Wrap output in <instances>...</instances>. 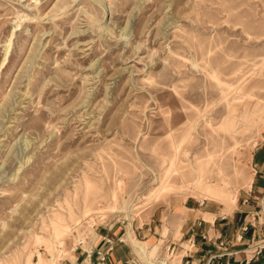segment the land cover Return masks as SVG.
Wrapping results in <instances>:
<instances>
[{"label":"rangeland","instance_id":"obj_1","mask_svg":"<svg viewBox=\"0 0 264 264\" xmlns=\"http://www.w3.org/2000/svg\"><path fill=\"white\" fill-rule=\"evenodd\" d=\"M263 139L264 0H0V264L173 193L230 207Z\"/></svg>","mask_w":264,"mask_h":264},{"label":"crops","instance_id":"obj_2","mask_svg":"<svg viewBox=\"0 0 264 264\" xmlns=\"http://www.w3.org/2000/svg\"><path fill=\"white\" fill-rule=\"evenodd\" d=\"M252 166L251 186L242 188L230 207H225L216 199L170 194L167 201L155 206L150 218L141 224L129 226L113 222L98 227L90 241L84 246L79 244L73 257L66 258L60 264H96L93 250L96 247H106L102 238L110 237L115 240L120 236L125 240L115 242L104 264H147L146 246L139 241L154 238L174 242L178 251L183 250L181 245L186 246L188 238H194L192 251L188 256L182 257V261L187 259L188 264H205L209 254L218 252V237L223 238L228 248L235 251L233 264H239L244 255L242 248L252 230L250 227L247 231H241V225L252 211L259 210L264 216V139L253 150ZM240 232H243L241 239ZM132 235L136 238H132ZM249 264H264V251Z\"/></svg>","mask_w":264,"mask_h":264},{"label":"built area","instance_id":"obj_3","mask_svg":"<svg viewBox=\"0 0 264 264\" xmlns=\"http://www.w3.org/2000/svg\"><path fill=\"white\" fill-rule=\"evenodd\" d=\"M262 173L264 174V170ZM250 227L252 228L250 237L242 248L244 255L239 264H249L264 251V216L261 212H259V210L249 213L248 219L244 220L240 230L247 231ZM242 235L243 232H240L239 239H241ZM102 239L106 242V247H96L93 250L96 258V264H104L109 252L114 248L115 242H123L125 240V238H122L121 236L115 240L110 237H104ZM217 243L218 252L209 254L206 258L205 264H233V254L235 251L229 249L226 241L221 237H218ZM176 245L177 244L172 241L164 240L163 246L166 255H158L157 257L154 256L149 259H145V262L147 264H169L170 258L181 253L179 264H188L187 259L182 261V257L188 256L189 252L192 251V248L195 245L194 238H188L186 240V246L181 245L183 250L178 251V246ZM214 259H216V261H214ZM139 262L141 263L142 261L140 260ZM133 263L138 262L133 261Z\"/></svg>","mask_w":264,"mask_h":264},{"label":"bare ground","instance_id":"obj_4","mask_svg":"<svg viewBox=\"0 0 264 264\" xmlns=\"http://www.w3.org/2000/svg\"><path fill=\"white\" fill-rule=\"evenodd\" d=\"M60 243V242H59ZM154 249V247H151V245H149L147 248H146V251H147V258H145V259H149L150 258V255H152L151 254V252H152V250ZM42 255V254H41ZM45 260V259H44ZM43 262V259H42V257L40 256V254L39 253H37V264H41ZM45 263V262H44Z\"/></svg>","mask_w":264,"mask_h":264}]
</instances>
